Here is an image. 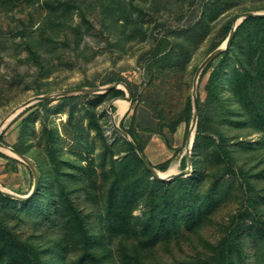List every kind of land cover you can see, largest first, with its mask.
<instances>
[{
  "label": "trees",
  "instance_id": "16d2710c",
  "mask_svg": "<svg viewBox=\"0 0 264 264\" xmlns=\"http://www.w3.org/2000/svg\"><path fill=\"white\" fill-rule=\"evenodd\" d=\"M163 1L153 0V5L147 6L146 0H0V10L10 13L12 21L18 5L32 7L28 19L19 18L17 27L10 29L15 32L11 39L20 37L17 46L23 47L24 58L36 71L31 82L22 73L14 75V82L28 85L36 94L52 91L48 78L57 67L71 63L62 55L63 49L71 47L77 55L83 53L81 40L93 28L90 11L97 8L102 27L114 36L110 41L114 50L137 37L141 42L153 41L142 56L150 77L166 68L186 66L193 51L212 34L209 54L226 40L238 14L218 25L237 0H199L201 13L195 20L158 35L154 29L163 22L155 13ZM184 1L178 18L197 0ZM240 10H264V3ZM76 15L80 20L75 21ZM207 73L205 99L198 93L192 170L168 180L153 175L126 138L115 136L111 142L106 133L108 117L104 106L99 108L107 100L124 96V89L63 96L55 106L50 100H41L29 107L17 124L20 136L11 146L36 162L40 180L35 191L22 200L0 192V264H61L72 249L79 251L77 264H264V15L247 16L237 25L228 47L204 67L200 78ZM119 81L131 88L132 103L138 101L136 90L121 75L109 76L103 83ZM80 86L96 85L86 81ZM4 91L1 86L0 103L6 99ZM142 97L148 101L147 96ZM158 107L150 106L153 116L145 114L150 125L134 122L136 110L127 127L120 122L145 155L140 129L158 133L171 147L165 127L174 133L181 123L187 127L191 123L190 94L177 112L165 114ZM53 110L67 113V124L81 145L71 150L73 156L60 145V133L49 122ZM36 119L43 124V147L29 139V124ZM256 133L259 135L253 139ZM0 140L5 142L3 134ZM0 156L7 159L8 172L22 163L2 151ZM171 160L155 166L166 170ZM186 162L183 155L181 165L185 167ZM236 189L240 207L227 221L219 222L223 226L216 237H202L204 223L215 220L221 203ZM81 201L97 207L99 229L87 221ZM137 207L142 208L140 215L134 213ZM21 213L46 222L52 217L65 228L61 233L36 228L21 234L17 231ZM184 229L188 232L183 233ZM180 233L195 241L193 246L197 242L192 235L199 234L194 253L160 257L156 248L164 244L170 249L175 237L181 243ZM252 250L254 258L249 263Z\"/></svg>",
  "mask_w": 264,
  "mask_h": 264
},
{
  "label": "rangeland",
  "instance_id": "374dc122",
  "mask_svg": "<svg viewBox=\"0 0 264 264\" xmlns=\"http://www.w3.org/2000/svg\"><path fill=\"white\" fill-rule=\"evenodd\" d=\"M183 1L184 0H166V2H162V4H160V8H157V12L155 13V15L157 17V20L163 22V25L161 24V26L154 29L155 34L160 35L168 28L186 26V24L195 20L200 15L201 5L199 0H197L194 5L187 8L185 15L178 18V16L180 15V4ZM152 2L153 0H146L147 6L153 5ZM184 3L187 4V1H184ZM263 3L264 0H237L236 4L231 9L226 11L224 13L225 15H222V17H220V19L218 20V25L221 24L230 15L242 12L240 8L243 6ZM153 7L154 6H152V8ZM31 9L32 7H22L21 4L18 5L14 12L15 18L13 21L11 19L10 13L6 12L5 10H0V87L5 86L4 97L6 98H4L6 101L2 99L5 102L3 101L2 103H0V122L7 116V114L11 110H13V108L38 95L36 94L35 89L29 88V86L26 84L16 83L14 82L15 79H13L16 73H22L25 74V80L31 82L30 78L33 76V72L36 71V67L24 58L26 56V51L23 50V47L17 46V41L20 40V37L11 39L12 35H14L15 32L13 30L11 31L10 29L11 27L14 28V26L17 27L16 24H19V18L27 20ZM90 14L93 22V28L89 32H86L84 34L79 47L80 50L83 49L84 51L83 53H79V55H77L78 52L71 47H66V49H63L64 53L62 55L66 58L65 60L71 61V63L74 64L72 65L71 63H65L62 66L57 67L56 71L51 75V77L48 78L50 81L49 86L53 88L52 91L78 87L82 82L86 81L93 82L96 86L102 87L112 84L103 82L109 76L117 74L126 79L136 90L138 101L134 103H132V100L128 101V105L126 108L127 110L125 109L126 111L120 110V107H118L119 103L117 102V99L113 101L110 106L108 105L111 99L107 100L99 108L102 109L104 106L106 110V115L108 117L106 122V133L111 142L115 139V136L123 135L119 133L117 129H115L111 124L112 117L109 114L108 110L113 114L116 124L120 126V122L123 121L125 127L130 124L131 117L134 114V110L137 111L134 122L137 125L140 124L141 126L150 125L149 122L145 121L146 118L154 115V110H151L150 106L157 105L159 106L158 108H163L165 114L177 112L180 107L183 106L187 95H191L193 81L197 70V68L196 70L193 68L194 66L198 67L204 60V58L208 55L207 47L211 42L212 34L208 36L195 51H193L191 60L187 63L186 66L181 67L178 70L166 68L165 70L157 72L150 77L146 74L145 59H143L142 56L144 52L153 45V41L149 39L141 42L139 41V37H137L132 41H123L120 45L121 47L114 50V48L110 44V41L114 40V36L108 34V30L102 27L99 8L90 11ZM78 20H80V17L76 15L75 21ZM152 24L153 20H151L149 26H151ZM145 26H147V23ZM200 75L197 79L196 92L197 98L199 93L200 98L204 100L206 96L204 85L206 83L208 73L201 78ZM122 88L126 93V88H124V86ZM143 95L147 96L148 101H145L146 99L142 97ZM61 97L63 96L50 99V104H53V106H55V104L58 103V100ZM37 102H39V100H34L28 106L18 111L13 117H10L11 119H8L9 121L7 123L5 122V125H1L0 136L3 134V138L5 140V142L0 140L1 142L9 146L17 142L18 137L20 136L19 125L17 124L21 120L22 116L27 113L28 108L32 107ZM82 102L83 99L78 103L77 109L79 111L82 109ZM145 114H148V117ZM48 119L51 124L57 127L58 132L60 133V145L64 147V150L67 154H71L73 156L71 150H73L74 148L79 149L81 145L79 144L78 139L74 137L71 127L67 124V113L57 112V110H53L50 112V116ZM141 126L139 128H141ZM190 126L191 124L187 127L186 123L183 122L178 126L177 130L174 133H171L168 127H165L164 132L166 134V137L171 141V147L167 145L164 138L158 133H149L147 131H144L143 129H140V132L146 142L145 153L152 166H154V168L157 170L158 176L166 178L168 177V179H171V175H165L163 172H166L173 167L176 170L175 173L182 172V170L189 166H191L192 168V164L189 165L188 163L186 152L187 141L189 137L192 139L194 131V129L190 131ZM42 129L43 124L40 119L33 120V122L29 124V139L36 146L41 145L43 147L44 143L41 139ZM93 134L94 132L92 131L91 135ZM258 135V133L253 134L252 138L255 139L258 137ZM92 139L93 138H91V140ZM96 142H98V140ZM0 151L6 153L9 156L17 158L22 162L16 163L17 168L15 171L8 172L6 169L7 159L0 156V185L7 192L18 196L27 197L32 194L35 176L30 164L14 156L16 154L7 152L5 149H3L2 145H0ZM183 155H186L187 160L185 167L181 165V158ZM190 157H192V146L190 150ZM168 158H172V160L166 170H160L155 166L167 160ZM191 168L190 171L192 170ZM236 182H234L235 186H237ZM239 193L240 191L237 190V192L230 196L228 200L221 203L220 207L217 210V213H215V220L207 221L206 223H204L206 225H204L200 232V235L202 237L213 239L220 233L223 224H219V222L227 221L229 218V214L235 212L240 207L241 199L239 197ZM75 194L77 195V193ZM15 199L22 200L18 198ZM81 207L87 213L86 219L89 224H92L96 227V229H99L101 222L96 213L97 207L92 206L88 202L82 201ZM141 212V207H137L134 211V213L137 215H140ZM21 216L22 217H20L19 219V224H17V231L21 232V234H30L36 228H40L41 230H49V233H61L63 232V228H65V225H63L62 221L52 219V217L49 222H46L43 221L40 217H37V220H34L33 217L28 216L25 213H21ZM37 232L40 231L37 230ZM182 232L187 233L188 231L184 229V231ZM179 235H181V233ZM192 236L195 237V240L197 242L195 246H198L200 243L198 242L200 241L199 234H193ZM180 238L181 243L177 242L176 237L174 238V240L170 244V249H168L164 244H160L156 248L157 254L162 258L170 259L174 255L179 257L194 253L195 246H193V244L195 241H191L189 238L184 237L183 235H181ZM249 253L251 257L249 258L248 262L251 263L254 258V251L252 250ZM78 254V249L70 250L66 262L61 264H77L76 257L78 256Z\"/></svg>",
  "mask_w": 264,
  "mask_h": 264
},
{
  "label": "water",
  "instance_id": "95a60500",
  "mask_svg": "<svg viewBox=\"0 0 264 264\" xmlns=\"http://www.w3.org/2000/svg\"><path fill=\"white\" fill-rule=\"evenodd\" d=\"M250 15H264V10H247V11H242L240 13H238L235 18L233 19V25L232 28L230 30V33L228 35V37L226 38V40L219 45L217 48H215L213 51H211L205 58L204 60L201 62V64L197 67L196 73H195V77H194V81H193V88H192V92H191V99H192V106H193V114H192V119H191V126H190V131H192L194 129L193 132V137L196 131V125H197V119H198V98H197V92H196V87H197V79L200 75V73L202 72V70L204 69V67L211 61L213 60L218 54H220L223 50H225L229 43H230V39L233 35V32L235 30V28L237 27V25L247 16ZM126 88V94L124 96H118V97H114L111 99V101L109 102L110 106L113 101H115L117 98H127L129 99V101L132 100V93L131 90L129 88V86L127 85V83L119 81V82H114L112 84L109 85H105L102 87H98V86H78V87H72V88H66V89H60V90H55V91H49L43 94H38L30 99H28L27 101L23 102L22 104H20L19 106H16L15 108H13V110H11L7 116L0 122V128L1 125L4 124L5 122L7 123L9 120L11 119L10 117H13L18 111H20L21 109L25 108L26 106H28L31 102H33L34 100H50L56 97H60V96H67V95H74V94H92V93H102L105 92L111 88L114 87H123ZM109 114L112 117V121L111 124L113 125V127L115 129H117V131L119 133H121L130 143L131 145L134 147V149L136 150V152L139 154V156L142 158V160L144 161L145 165L152 171V173L158 177L161 178L163 180H167L168 177H161L158 176V172L157 170L154 168V166H152V164L150 163L149 159L147 158V156L144 154V152L139 148V146L137 145V143L133 140V138L128 134V132H126L122 127L118 126L115 122V119L113 117V114L108 110ZM5 123V124H6ZM4 124V125H5ZM3 125V126H4ZM2 126V127H3ZM1 130V129H0ZM191 134V132H190ZM193 137L192 139L189 137L188 141H187V158H188V163L189 165H191V160L192 158L190 157V150H191V146H192V141H193ZM191 139V140H190ZM0 144L2 146L8 147L10 148L12 151H14L16 153V157H18L19 159L24 160L25 162H27L28 164H30L31 168L33 169L34 172V176H35V182H34V188L32 190V193L34 192V190L37 188L38 184H39V180H40V173H39V169L38 166L36 165V162L29 156H27L26 154L21 153L20 151H18L17 149H15L12 146L6 145L5 143L0 141ZM191 166L185 168L184 170H182V172L179 173H175L173 175H171V178L177 175H186L188 174L187 172H191L190 171ZM192 169V168H191ZM170 178V176H169ZM0 192L11 196V197H15L18 199H24L26 197L24 196H18L12 193L7 192L1 185H0Z\"/></svg>",
  "mask_w": 264,
  "mask_h": 264
},
{
  "label": "bare ground",
  "instance_id": "6f19581e",
  "mask_svg": "<svg viewBox=\"0 0 264 264\" xmlns=\"http://www.w3.org/2000/svg\"><path fill=\"white\" fill-rule=\"evenodd\" d=\"M128 99L127 98H117V102L119 103V107L121 111H124L127 108L128 105ZM194 132V131H193ZM1 145V144H0ZM3 149H5L7 152H10L11 154H16L14 151H12L10 148L3 146ZM175 168H170L168 171L163 172L165 175H173L175 173Z\"/></svg>",
  "mask_w": 264,
  "mask_h": 264
},
{
  "label": "crops",
  "instance_id": "0c3cea01",
  "mask_svg": "<svg viewBox=\"0 0 264 264\" xmlns=\"http://www.w3.org/2000/svg\"><path fill=\"white\" fill-rule=\"evenodd\" d=\"M120 88H122V87H120ZM122 89H123V88H122ZM125 94H126V93H125ZM118 105H119V104H118ZM118 107H119V106H118ZM126 110H127V109H126ZM126 110H125V111H126Z\"/></svg>",
  "mask_w": 264,
  "mask_h": 264
},
{
  "label": "clouds",
  "instance_id": "9594fccd",
  "mask_svg": "<svg viewBox=\"0 0 264 264\" xmlns=\"http://www.w3.org/2000/svg\"><path fill=\"white\" fill-rule=\"evenodd\" d=\"M34 191H35V190H34ZM30 195H31V194H30ZM30 195H29V196H30ZM27 197H28V196H27ZM27 197H26V198H27Z\"/></svg>",
  "mask_w": 264,
  "mask_h": 264
}]
</instances>
